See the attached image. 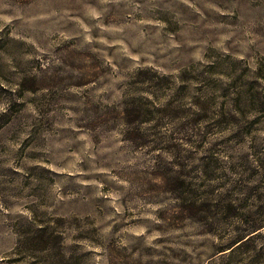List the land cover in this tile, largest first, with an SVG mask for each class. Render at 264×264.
<instances>
[{"label": "rangeland", "instance_id": "1", "mask_svg": "<svg viewBox=\"0 0 264 264\" xmlns=\"http://www.w3.org/2000/svg\"><path fill=\"white\" fill-rule=\"evenodd\" d=\"M0 264H264V0H0Z\"/></svg>", "mask_w": 264, "mask_h": 264}]
</instances>
